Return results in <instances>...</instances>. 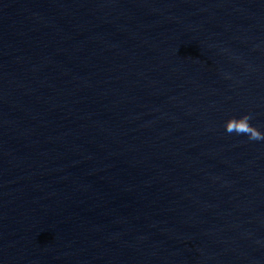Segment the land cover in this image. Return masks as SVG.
<instances>
[{"label":"water","instance_id":"water-1","mask_svg":"<svg viewBox=\"0 0 264 264\" xmlns=\"http://www.w3.org/2000/svg\"><path fill=\"white\" fill-rule=\"evenodd\" d=\"M250 114L264 133V0H237L217 180L200 264H264V140L228 133Z\"/></svg>","mask_w":264,"mask_h":264},{"label":"clouds","instance_id":"clouds-1","mask_svg":"<svg viewBox=\"0 0 264 264\" xmlns=\"http://www.w3.org/2000/svg\"><path fill=\"white\" fill-rule=\"evenodd\" d=\"M251 119L250 114L242 115L239 118H229L225 123V130L228 133L235 132L237 135H246L249 140H264V133L250 123Z\"/></svg>","mask_w":264,"mask_h":264}]
</instances>
